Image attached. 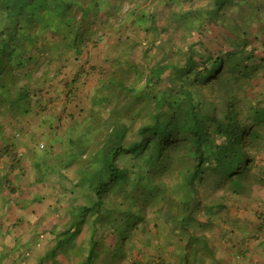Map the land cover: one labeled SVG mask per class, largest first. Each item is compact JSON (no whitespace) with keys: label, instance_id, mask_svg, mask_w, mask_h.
Masks as SVG:
<instances>
[{"label":"trees","instance_id":"1","mask_svg":"<svg viewBox=\"0 0 264 264\" xmlns=\"http://www.w3.org/2000/svg\"><path fill=\"white\" fill-rule=\"evenodd\" d=\"M107 1L0 0V13H6L8 20L3 25L0 21V135L4 142L2 146L0 142V151L3 148L9 155L11 148L19 145L13 132L24 130L10 127L8 131L11 135H8L3 128L6 119L19 120L29 116L38 109L33 100L48 96L51 99L50 95L56 93L59 95L57 86H53L48 95L42 89L61 76L72 57H83L91 44L96 45L103 40L104 36L100 37L97 32L101 26L111 28L119 20V15L113 16L114 23L103 16ZM114 1L120 8V0ZM127 1L134 5L130 13L135 17L131 15L129 20H121V24L130 26L134 19V25L141 27L147 37H152L147 56L152 50L164 46H182L184 53L173 57L166 55L170 56L166 57V61H159L155 66L148 65L150 76L146 77V89L161 87L167 74H172V77L165 89H160V97L138 93L140 99L148 103L152 100L155 107L148 121L140 126L134 140L126 141L128 129L115 123L107 128L103 143L86 162L87 166L80 167L75 178L77 182H72L64 173L71 163L60 166L58 170L54 165L55 170L49 167V172L41 173L38 182H46L52 173L58 177L60 189L77 195L86 170L96 169L95 182L89 181L87 187L90 203L82 202L74 206L68 230L61 235L59 233L56 241L51 229L49 234L56 247L46 252L37 264H43L46 259L63 252L62 244L73 247V242L90 220V239L83 240V244L89 246L88 253L81 264H98L97 259L105 245L116 244L118 247L114 259L124 256L130 248L127 241H130L141 217L133 215L131 226L128 221L123 223L128 229L127 238H130L123 244L121 235L113 236L118 244L99 241L94 229L102 226L98 214L104 210L103 205L110 204L108 200L111 196L115 195L114 200L127 201L133 206L131 200L134 196L123 192V187L130 184L131 169L122 166L120 161L128 159L127 165L132 163L133 167L145 155H148L144 164L147 174L133 188L137 192L150 190L147 191L150 196L149 200H145L147 203L161 192L166 195H163L162 201L170 205L172 212L166 217L165 226L168 232L174 231L180 241L197 239L199 232L196 230H204L209 225L196 217L205 205L200 190L202 187L208 190L206 180L211 176L217 178L218 187L226 186L227 189L223 196L207 204L211 226L218 229L221 228L218 225L222 224L226 228L234 222L235 216L229 210L232 207L226 202V194L230 192L228 199L232 195L238 197L237 209L253 214L262 226L261 231H264V202L251 195L252 183H264V0H209L203 6H198V0H158V4L165 9L164 13L175 20L176 37L171 35L169 28L159 23V13L148 12V8L142 10L145 0ZM247 10L250 11L245 16L244 11ZM139 11L142 12L139 14ZM257 13H262L261 19L255 17ZM254 22L257 26L253 28ZM213 28L225 31L229 38L226 43L205 51L204 38ZM118 42L121 46H138L130 35ZM178 55L179 58H176ZM51 61L54 63L51 64ZM55 62L59 64L52 75L50 67ZM37 66L42 67L40 76H36L34 70ZM66 85L70 86L69 83ZM18 162L21 163L20 160ZM10 177L7 175L4 180L12 192L14 186ZM121 181L122 191L116 192L114 187ZM228 183L231 185L229 188ZM116 202L113 203L118 206ZM136 203L139 204V201ZM218 212L223 213L218 216ZM115 216L122 217L119 213ZM0 221L6 222L2 218ZM37 224L36 229L45 225L43 222ZM109 226L112 224L109 223ZM105 235H109L108 229L103 230ZM8 236L0 229V237ZM21 239L32 243L37 237H15L17 242ZM179 242L175 240L173 244L178 245ZM73 249H77L76 245ZM166 262L161 260L158 264Z\"/></svg>","mask_w":264,"mask_h":264},{"label":"rangeland","instance_id":"2","mask_svg":"<svg viewBox=\"0 0 264 264\" xmlns=\"http://www.w3.org/2000/svg\"><path fill=\"white\" fill-rule=\"evenodd\" d=\"M145 1L146 3H144L142 10L144 11L148 8V12L159 13V23L163 27L169 28L173 37L178 36L174 29L175 20L169 14L164 13L165 9L158 4V0ZM208 1L198 0L197 4L198 6H203ZM119 6L120 8L114 0H108L105 3L102 12L103 16L109 18L108 22L111 23H114L113 16L115 15H119V20L111 28L101 26L100 31L98 29L97 32L100 37L104 36L103 40L96 45L91 44V48L85 51L83 57L79 59L72 57L64 70L65 73L63 72L58 79L55 78L54 83H48L42 89L48 95L51 88L57 86L60 94L50 95L51 99H49V96L44 99L39 97L33 100L36 107H38L33 114L19 120L7 118L5 121L6 126L3 128H5V132L8 135H11L8 131L10 127L23 128L24 130L20 133L19 131L13 132V134H16V142L19 145L17 147L14 146V148L10 147L12 151L9 155L5 154V149L3 148L0 151V218H2V221L7 220L8 223L14 220L19 221L18 225H13L14 223H12L8 227V237H0V250H2L0 259H3L7 253V258H4L3 264H37V262H40L46 252L56 247V244L52 241L53 237L56 241L59 233L61 235L65 230H68L71 221L70 213L74 206L82 202L90 203L87 187L89 181L95 182L94 173L96 169L90 168L86 170L82 178L83 181L80 182L77 195L66 192L62 188L60 189L57 184L58 177L52 174L51 171V175L47 177L46 182H38L41 173L46 174V172H49L47 171L49 167L55 170L56 166L58 170L60 166L71 163L72 165L65 169L64 173L72 182H77L75 178L80 167L87 166L86 162L95 155L103 143L102 140L107 128L115 123L122 124L128 129L126 141L134 140L137 137L140 126L148 121L151 113H153V106L155 107L152 100L151 103H148L145 99H140L138 93H151L154 98L156 96L160 97L162 96L160 91L165 89L170 76L172 77V74H167L164 76L165 81L161 87L155 86L146 89V77L150 76V72L147 70L148 65H157L159 61H166V57L168 59L170 56L173 57L180 53L183 55L184 53L182 46H164L163 48L152 50L150 56H147L146 52L150 47L152 37L150 35L147 37L140 30L141 27L137 26V24L134 25V19L131 20L130 26L121 24V20H129L131 15L132 18L135 17L134 14L130 13L134 5L127 0H120ZM249 11H244V15L248 16ZM141 12L139 11V13ZM0 16L1 25L5 22L8 23L6 13L2 12ZM255 17L261 19L262 13H257ZM256 26V22L252 23L253 28ZM129 35L132 40H136L138 46L118 45L119 39L125 40ZM228 38V33L220 28H213L204 38V44H206L204 50L206 51L209 47L213 50L216 46L226 43ZM176 58H179V55ZM175 61L177 62V59ZM53 63L54 61H51V64ZM58 64V62H55L50 67L52 75H54ZM34 70L36 76L42 74L41 66L35 67ZM140 73L143 75H140ZM63 74L65 75L63 76ZM68 83L70 84L69 87L66 85ZM115 84L116 86L109 90ZM262 87L264 88V85ZM0 142L2 146L4 142H2L1 135ZM73 157L76 158L75 161ZM147 158L148 155L143 156L138 165L133 167L131 166L132 163L127 165L128 159L120 161L122 166L130 167L131 169L129 175L130 184L123 187V192L134 196L131 200L134 204L130 206L127 201L114 200L116 196H111L108 200L111 205H103L104 210L98 214L101 217L100 224L102 226L95 227V236L99 241H105L106 239L114 240L113 236L121 235V243L123 244L129 238H127L128 229L124 227L123 223L126 221L132 223V218L137 216L141 218L137 221L136 230L131 235L138 250L144 254H150L153 251H158L159 253L170 252L175 246L173 244L175 239L171 241L167 236L168 229L165 226V222L172 209H169V204H164L165 202L162 201L165 194L161 192L154 197L153 201L147 203L145 200L150 199L147 191L150 192V190L147 188L144 191L137 192L133 188L136 182L139 180L140 183V179L147 174L146 170H144ZM7 175H10L11 180H13V193L10 191L11 188L9 190L4 180ZM210 178L206 180L209 191L203 187L200 190L204 196L205 205L197 213L198 216L196 218H201L203 222L209 221L208 202L218 199L223 196L225 190L227 191L226 186L218 187L216 177L211 176ZM122 182H118L114 187L116 192L122 191ZM227 186L229 188L231 185L228 183ZM226 195H228L226 202L229 207H232L229 210L234 213H244L243 209H237L238 206L235 205L238 202V197H233L232 195V198L228 199L231 193L227 192ZM251 195L254 198H258L260 202H264V183H252ZM138 201L139 204L136 203ZM113 202L119 203L118 206L114 205ZM115 212L122 217L115 216L117 214ZM159 212L161 213L158 217L157 214ZM222 213L218 212L217 215L219 216ZM24 219L35 221L36 224L39 222L45 223L43 227L36 229L38 235L34 236L37 237L35 242H26L25 239H21V242L15 241L17 236L14 232L15 230L26 232L23 223ZM114 220H117V226L114 225ZM109 223L112 226H109ZM131 223L128 225L131 226ZM89 224H91V220ZM89 224L83 228L80 236L73 242L77 247L76 250L73 249L74 245L73 247H68L62 244L63 252L60 251L56 257L46 259L43 264H81L84 256L88 253L89 246L84 245L83 240L88 241L90 239ZM1 225L0 229L4 231L7 228V224L1 222ZM27 225H30V230L33 228L32 224ZM218 226L222 229L224 228L222 224ZM261 227L258 222L253 226L254 232L258 233V236H254L253 239L261 242L262 246L260 247L262 248H260L261 252L259 255L264 260V231H260ZM51 229L55 233L53 237L49 234ZM104 229H108L109 235L111 234L112 237L109 235L103 236ZM238 235L234 234L235 238H233L235 241L239 240ZM176 241H178L177 238ZM256 241L252 243L255 244ZM106 246L108 248L105 257L110 253L109 251L114 250V247ZM14 248L15 251H11Z\"/></svg>","mask_w":264,"mask_h":264},{"label":"crops","instance_id":"3","mask_svg":"<svg viewBox=\"0 0 264 264\" xmlns=\"http://www.w3.org/2000/svg\"><path fill=\"white\" fill-rule=\"evenodd\" d=\"M231 213L235 216L234 222L227 225L228 227L224 228L225 231L222 228L217 229V227L211 226L210 222H207L209 225L204 230H196L197 233L199 232L196 235L197 239L190 238L189 241L182 242L179 238L178 242H180L178 245H175L176 247L173 246L170 252L159 253L158 251H153L150 254H144L138 250L131 235L130 241H127L130 244V248L125 251L124 256L114 259L117 255L116 249L118 247H116V244H113L110 247H114V250L109 251L110 253L105 257L108 248L105 245L104 250L99 254V258L97 259L98 264H158L161 260L167 261V264H264V260L259 255L261 252L260 248H262L260 247L262 246L261 242L253 239L254 236H258V233H255L253 228L257 224L255 222L257 221L256 217L246 212H244L245 214L243 212L234 213L233 211ZM5 221L7 228L2 232L6 234H9L7 229L12 223H14L13 225L19 224L18 220L10 221V223L7 220ZM23 223L26 232L15 230L16 235H24L28 239H32L34 235H38L35 221L24 219ZM27 224H32L33 228L30 230V225ZM173 232L167 233L171 241L176 240V234H173ZM234 234H239V240H234ZM112 238L115 240L114 242L113 240L104 239H106V243H117V239ZM167 241L169 242V240ZM253 241H256V243L253 244ZM190 243L192 244L189 249ZM4 258L0 259V264L4 263Z\"/></svg>","mask_w":264,"mask_h":264}]
</instances>
